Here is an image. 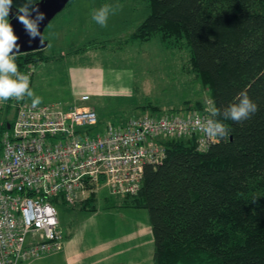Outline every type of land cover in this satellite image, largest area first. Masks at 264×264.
<instances>
[{
	"label": "trees",
	"instance_id": "obj_1",
	"mask_svg": "<svg viewBox=\"0 0 264 264\" xmlns=\"http://www.w3.org/2000/svg\"><path fill=\"white\" fill-rule=\"evenodd\" d=\"M147 1L149 15L130 41L159 36L169 50H189L185 71L210 106L223 113L246 91L258 111L240 123L217 117L229 133L206 151L196 136L166 141L164 162L145 168L140 192L120 207L147 212L155 264H264V0ZM106 47L94 41L76 53ZM48 61L43 51L15 57L22 73ZM183 106L210 114L204 100ZM94 202L81 211L96 212Z\"/></svg>",
	"mask_w": 264,
	"mask_h": 264
},
{
	"label": "built area",
	"instance_id": "obj_2",
	"mask_svg": "<svg viewBox=\"0 0 264 264\" xmlns=\"http://www.w3.org/2000/svg\"><path fill=\"white\" fill-rule=\"evenodd\" d=\"M34 73L24 72L30 88ZM90 100L88 94L79 99ZM209 118L201 112L146 114L102 126L92 108H33L27 97L0 101V264L63 250L54 200L75 207L103 189L117 198L135 197L145 168L166 159V141L196 136L199 151L218 143L201 131Z\"/></svg>",
	"mask_w": 264,
	"mask_h": 264
},
{
	"label": "rangeland",
	"instance_id": "obj_3",
	"mask_svg": "<svg viewBox=\"0 0 264 264\" xmlns=\"http://www.w3.org/2000/svg\"><path fill=\"white\" fill-rule=\"evenodd\" d=\"M104 4L118 5V9L114 15H110L107 26L101 27L92 20L91 14L93 10ZM148 13L147 0H72L45 30L44 38L48 46L42 51L51 61L39 63L37 65L39 69L35 65H29L27 69L36 70L35 81L40 70L51 68L54 71L53 80H64L67 71L65 62L101 64L107 71L122 73L126 81L131 76L134 88L131 99L99 101L104 107L103 118L100 117L102 126L109 123H122L146 114L161 116L179 113L173 109H179L186 101L204 100L207 108L210 107L207 93L200 80L195 78L194 74L188 75L185 71V68H189L190 65L189 50H169L163 45L159 36H155L149 42L130 41V36L146 19ZM94 41H104L107 47L102 49L103 51L86 55V57L75 56L74 51ZM45 93L48 91L45 90ZM96 101L98 100H90L86 102V105H94ZM156 106L160 107L158 113L152 111V108ZM64 108L66 106L62 109ZM96 108L99 111V106ZM183 109L181 113L193 112ZM105 195L106 193L100 196ZM116 203L119 204V202ZM116 203L111 200L108 205H105V202L100 200L98 214H132L133 210H119ZM53 204L60 216L68 217L71 207L62 210L61 202L54 200ZM141 213L147 214L145 210ZM93 226L94 223L88 225L86 235H81L82 227L77 226L76 235L84 236L83 241L85 240L86 244H95L100 237L105 240V243L113 245V240L118 239L110 230L104 231L99 236L92 228ZM117 246L118 244L114 245V248ZM135 256L140 259L139 256ZM136 258L132 259L138 261Z\"/></svg>",
	"mask_w": 264,
	"mask_h": 264
},
{
	"label": "crops",
	"instance_id": "obj_4",
	"mask_svg": "<svg viewBox=\"0 0 264 264\" xmlns=\"http://www.w3.org/2000/svg\"><path fill=\"white\" fill-rule=\"evenodd\" d=\"M98 51L103 50H89L82 53H76V50L74 53L75 56L86 57V55H92ZM65 65H67V71L64 80H53L54 71L52 68L40 70L36 81V72L34 73L31 89L42 98L40 105L66 106L65 110L74 106L92 108L97 112L99 122H102L100 117L103 118L104 107L100 105V100L131 99L134 94L131 76L126 81L122 73L107 71L101 64L65 62ZM45 90L48 93H45ZM86 94L90 95L91 100L98 101L94 105L80 102V97ZM29 102L31 103L30 99ZM97 106H99V111H97ZM183 108L186 107L182 106L178 111L184 110ZM152 111L158 113L160 107H153ZM105 193V196H100ZM92 198L95 200L93 204L97 208L96 212L81 211L83 204L90 202ZM126 199L111 196L107 189H103L88 201L75 207L62 205V210L71 207V211L68 210L70 213L68 217L59 214L60 227L65 234L63 250L32 259L23 264H146L147 262L155 264L154 237L148 214L141 213L142 210L120 207ZM100 200L104 201L105 205H108L111 200L115 203L119 202V204L116 203L119 210H133V212L132 214H98ZM87 216L89 217L87 218ZM90 223H94L92 228L99 236L104 231L110 230L115 233L118 239L113 240V245L105 243V240L100 237L95 244H86V241H83L84 236L81 235H86ZM77 226L82 227L81 235L78 236L76 235ZM116 244L118 246L114 248ZM135 255L140 259H137ZM132 258H136L138 261H134Z\"/></svg>",
	"mask_w": 264,
	"mask_h": 264
},
{
	"label": "clouds",
	"instance_id": "obj_5",
	"mask_svg": "<svg viewBox=\"0 0 264 264\" xmlns=\"http://www.w3.org/2000/svg\"><path fill=\"white\" fill-rule=\"evenodd\" d=\"M12 5L13 0H0V101L9 99L20 101L27 97L31 100V106L36 108L42 103V98L30 88L29 75L20 72L15 62L16 55L20 53V45L19 37L8 19ZM117 9L118 5L104 4L93 10L92 20L101 27H106L110 15H114ZM33 13H35L34 18ZM15 18L24 26L30 42L39 37L43 43L44 36L40 32L39 25L45 20V13L41 12L32 0H25ZM206 111L210 113L211 118L200 126L201 131L210 139L225 138L228 136L229 129L217 117L223 115L224 120L240 123L250 119L258 111V105L245 91L239 94L238 102L229 105L223 113L215 106L206 108Z\"/></svg>",
	"mask_w": 264,
	"mask_h": 264
},
{
	"label": "water",
	"instance_id": "obj_6",
	"mask_svg": "<svg viewBox=\"0 0 264 264\" xmlns=\"http://www.w3.org/2000/svg\"><path fill=\"white\" fill-rule=\"evenodd\" d=\"M71 1L72 0H41L35 4L41 12L45 13V20L39 25L40 32L43 36L50 23L65 10ZM17 11L18 10L12 8L8 17L15 34L19 37L18 44L20 45V53L16 56L44 50L48 46V42L44 39L43 43H41L39 37L30 42V37L26 33L24 26L15 18ZM34 16L35 13H33V18Z\"/></svg>",
	"mask_w": 264,
	"mask_h": 264
}]
</instances>
